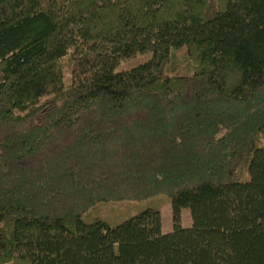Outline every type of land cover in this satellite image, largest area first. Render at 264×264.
<instances>
[{"label": "trees", "instance_id": "obj_1", "mask_svg": "<svg viewBox=\"0 0 264 264\" xmlns=\"http://www.w3.org/2000/svg\"><path fill=\"white\" fill-rule=\"evenodd\" d=\"M263 136L264 0H0V264H264Z\"/></svg>", "mask_w": 264, "mask_h": 264}, {"label": "rangeland", "instance_id": "obj_2", "mask_svg": "<svg viewBox=\"0 0 264 264\" xmlns=\"http://www.w3.org/2000/svg\"><path fill=\"white\" fill-rule=\"evenodd\" d=\"M141 59L142 56L139 55L133 58L121 60L115 67V70L126 69ZM258 143H264V136L258 139ZM155 199H157L154 204L157 205L155 207L157 208L159 214L160 231L167 232L171 227L170 208L168 199L162 196H154L150 199L147 198L139 201L115 200L113 202H103L97 206L98 214L106 222L114 224L139 209L152 205L151 203H153ZM179 224L182 227H186L190 224L188 210L185 207H182L179 210Z\"/></svg>", "mask_w": 264, "mask_h": 264}]
</instances>
